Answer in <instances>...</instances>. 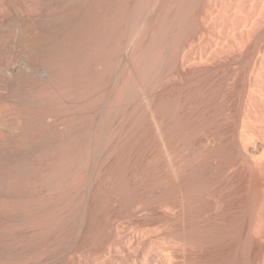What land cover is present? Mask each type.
<instances>
[{
    "label": "bare ground",
    "instance_id": "obj_1",
    "mask_svg": "<svg viewBox=\"0 0 264 264\" xmlns=\"http://www.w3.org/2000/svg\"><path fill=\"white\" fill-rule=\"evenodd\" d=\"M239 234L264 253V0H0V264H234Z\"/></svg>",
    "mask_w": 264,
    "mask_h": 264
},
{
    "label": "rangeland",
    "instance_id": "obj_2",
    "mask_svg": "<svg viewBox=\"0 0 264 264\" xmlns=\"http://www.w3.org/2000/svg\"><path fill=\"white\" fill-rule=\"evenodd\" d=\"M237 236L235 237V244L236 243L237 244L235 245V251L236 252L234 253V257H233V259L234 258L236 259V261H234L235 259L233 260L234 264H249L250 262H251L250 264H259V262H261V261L263 262L264 261V258H263L264 257V253H260V251H259V248L261 246L259 244L260 241L258 239L252 240V238L249 239V238H246L244 235L241 236L240 234H239L238 238H237ZM242 237H244V238H242ZM236 239H238V240H236ZM241 239H243V240H241ZM259 259H260V261H258Z\"/></svg>",
    "mask_w": 264,
    "mask_h": 264
}]
</instances>
